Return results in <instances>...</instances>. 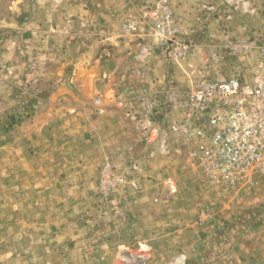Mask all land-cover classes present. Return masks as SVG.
<instances>
[{"label":"rangeland","instance_id":"rangeland-1","mask_svg":"<svg viewBox=\"0 0 264 264\" xmlns=\"http://www.w3.org/2000/svg\"><path fill=\"white\" fill-rule=\"evenodd\" d=\"M164 7L172 12L178 33H190L179 41L192 46L185 65H190L193 86L203 77L240 73L250 81L264 73L258 48L264 43V0H0V264H264V177L238 198L219 196L220 205L192 229L190 172L197 169L191 145L190 150L184 145L179 173L167 183L150 178L143 185L142 172L132 171L136 162L113 164L107 157L100 165L83 166L86 177L64 179L57 171L66 137L92 139L91 131L66 130V120L61 118L59 126L58 116L43 114L53 94L70 98L75 91L61 79L73 73L72 47L93 46L97 54L122 44L133 50L136 61L140 47L149 45L146 64L162 51L143 23L151 10ZM60 12L68 13L61 27L67 36L62 52L51 49L42 32L48 24L57 26L53 13ZM131 24L143 27L128 34ZM80 51L85 53L76 54ZM36 116L41 126L32 131L29 123ZM107 164L113 177L105 187L112 190L102 191ZM122 175L128 182L116 186V176ZM171 182L173 196L165 190ZM156 198L174 202V210L162 212L168 220L161 225L155 224L161 213ZM60 199H66V212L59 208ZM140 202L147 206L140 210L141 230L147 233L142 240L129 236L126 227ZM169 216L184 218L182 225Z\"/></svg>","mask_w":264,"mask_h":264},{"label":"crops","instance_id":"crops-1","mask_svg":"<svg viewBox=\"0 0 264 264\" xmlns=\"http://www.w3.org/2000/svg\"><path fill=\"white\" fill-rule=\"evenodd\" d=\"M53 14L59 20L57 26L48 24L42 32L44 36H47L46 44L51 49L62 52L67 49L65 44L67 36L61 27L68 13ZM186 35L189 36L190 33H177V38L189 39L186 38ZM77 45H79L78 48L76 45L72 47L75 51L71 62L74 66L73 73L61 77L66 85H74L75 91L70 93V98L63 95L62 92L53 94L49 98L43 114L58 116L59 126H61V118L63 121L66 120L65 123L62 122V127L66 130L67 128L72 131L78 130V127L81 126L85 131H91L89 136L92 139L84 143L78 140V135H76L74 138L66 137V141H61H64L60 144L64 155H60L56 161L59 175H63V178L66 179L82 173L86 177L87 167L83 166L100 165L103 158L107 157L113 164H124L129 161L141 164L142 176L145 177L143 185L150 178H162L166 183L168 180L174 179L179 173L178 162L181 152H185L186 149L190 150V143L180 138V135L173 130L174 125L181 123L183 114L180 112L168 114L164 121L154 123L152 127L156 129V132L149 135L142 126L146 115L145 103L148 100V94L145 96L144 92L153 94L157 98L161 96L160 92L170 85L191 89L194 81L190 80V65H185V62L190 59L187 58L181 64L180 62L171 64L163 49L159 48L162 52H158L159 54L153 60L145 64L135 61L132 56L133 50H127V46L122 44H116L118 48L112 46L101 49V53L97 54L93 46L84 48L79 43ZM88 48L90 49L87 50ZM80 49L85 50V53L80 51L79 55L76 54ZM68 100L72 105L66 106ZM118 103H122V108H118ZM67 110H71V114ZM136 116L139 118L137 123L134 119ZM37 121L38 116L29 123L33 127L32 131L40 128L41 125H36ZM50 121L43 123L42 126L45 128L50 124ZM184 145H187L186 149H183ZM68 153L73 159L67 156ZM32 157L34 156H29V158ZM49 164H51L50 160ZM192 165L195 167L194 164ZM194 171L190 172V182L192 181V185H190V228L192 229L199 225V217L202 213L220 205V200H218L220 195L210 192L197 171L195 169ZM50 173L51 167H48L47 171H43V175L47 178L50 177ZM168 184H166L168 187H165V190L168 189L170 195L173 196L176 190L173 189L172 182L170 186ZM141 188L140 186L139 192H142ZM160 192L159 189L155 194ZM143 196L145 195L143 194ZM65 200L60 199L59 202V208L60 210L64 209V212L67 210ZM155 201L159 203L156 208L160 207L161 212L158 217H155V224L161 225L163 219L168 220L163 217L162 212L174 210V202L171 200L164 202L159 198H156ZM137 205L133 206L132 210L135 211V214L132 215V218L129 216L131 219L128 220L129 222L127 221L126 227L128 228L127 232L130 233L129 236H136L138 240H142L147 237V233L141 230L140 210L147 206L141 202ZM169 218L173 217L169 216ZM177 220L180 221L177 222ZM183 220L184 218H173L172 221L182 225ZM64 221L67 222V220ZM64 221L61 225L67 224ZM42 225L49 224L44 222Z\"/></svg>","mask_w":264,"mask_h":264},{"label":"built area","instance_id":"built-area-1","mask_svg":"<svg viewBox=\"0 0 264 264\" xmlns=\"http://www.w3.org/2000/svg\"><path fill=\"white\" fill-rule=\"evenodd\" d=\"M147 20L143 23L147 25V36L165 51L171 64L190 57L192 46L177 38L178 29L170 10L166 7L162 11L151 10ZM126 27V32L133 34L143 26ZM258 48L264 57V43ZM149 51V45H142L136 60L145 62ZM144 95L148 100L143 130L149 135L156 132L152 126L159 122L155 119L159 109L165 110L163 121L170 113L183 114L181 123L174 125L173 130L192 146L190 158L203 183L213 192L238 198L258 186L259 179L264 177V73L250 81L240 73L226 78L203 77L191 89L170 85L160 97L146 92ZM122 106L118 104V108ZM142 169L136 163L132 166L134 173H141ZM102 177L106 179L102 191L112 190L105 187L109 177H113L109 164ZM127 182V176L122 175L116 176L114 184L119 186ZM209 216V213H202L200 223L206 222Z\"/></svg>","mask_w":264,"mask_h":264},{"label":"trees","instance_id":"trees-1","mask_svg":"<svg viewBox=\"0 0 264 264\" xmlns=\"http://www.w3.org/2000/svg\"><path fill=\"white\" fill-rule=\"evenodd\" d=\"M164 114H165V110H163V108L159 109L157 114L155 115V119H157V120H159L161 122L163 117H164Z\"/></svg>","mask_w":264,"mask_h":264}]
</instances>
